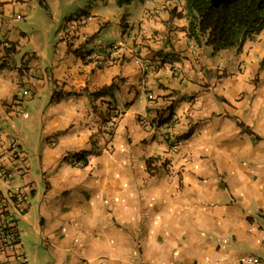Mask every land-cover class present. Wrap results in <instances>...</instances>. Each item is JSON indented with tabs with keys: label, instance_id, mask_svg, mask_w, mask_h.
<instances>
[{
	"label": "crops",
	"instance_id": "obj_1",
	"mask_svg": "<svg viewBox=\"0 0 264 264\" xmlns=\"http://www.w3.org/2000/svg\"><path fill=\"white\" fill-rule=\"evenodd\" d=\"M139 4L138 17L117 11L112 20L79 7L39 45L26 30L33 2L0 0V58L5 44L15 47L0 66V151L15 137L28 163L26 210L16 215L27 264L264 257V28L212 53L187 36L182 0ZM108 23L116 59L111 44L95 43ZM21 81L30 93L14 116L7 105ZM168 104L174 149L138 121ZM111 111L119 118L109 128ZM76 152H86L83 166L69 163ZM18 262L0 249V264Z\"/></svg>",
	"mask_w": 264,
	"mask_h": 264
},
{
	"label": "built area",
	"instance_id": "obj_2",
	"mask_svg": "<svg viewBox=\"0 0 264 264\" xmlns=\"http://www.w3.org/2000/svg\"><path fill=\"white\" fill-rule=\"evenodd\" d=\"M2 14L0 15V19ZM76 29L72 25H67L63 30V36L66 40H72L75 36ZM86 38L85 35H82ZM117 45L112 44L108 46L107 54L111 59H116ZM135 49H132V53ZM84 59L92 58L89 53L83 55ZM21 75L23 78H36L35 74L30 69L22 68ZM22 82V81H21ZM17 86L12 100L8 103V110L14 115H21L23 112V103L25 98L30 93L27 87L22 82ZM148 100H152L153 96L150 93L146 94ZM119 118L117 111H111L108 118V126L112 128ZM151 117L141 115L138 117L140 124L147 126L153 130L155 134L165 140L172 139L170 147L174 149L180 145V141L174 138L168 130V126L174 122L173 117L168 122L163 124L152 123ZM87 154L74 153L69 156L68 161L72 165L83 166L86 163ZM28 172V163L22 156L20 145L15 137H9L7 142V148L0 151V182L6 183L5 191L0 190V249L15 255V259H18V264H27L23 250L18 244V231L16 228V215L25 213L26 197L28 191L27 183L22 181L24 175ZM5 262L9 260L4 257ZM171 264H183V263H171ZM207 264V263H197ZM233 264H264V257L256 254H242L237 257Z\"/></svg>",
	"mask_w": 264,
	"mask_h": 264
},
{
	"label": "trees",
	"instance_id": "obj_3",
	"mask_svg": "<svg viewBox=\"0 0 264 264\" xmlns=\"http://www.w3.org/2000/svg\"><path fill=\"white\" fill-rule=\"evenodd\" d=\"M126 4L132 0H115ZM144 1V0H137ZM187 20L186 33L196 44L209 46L211 52L228 48L239 49L264 28V0H182ZM80 13H85L84 10ZM0 66H5L15 53L13 44L3 46ZM172 58V57H170ZM172 117L171 105L157 109L152 123H166ZM86 154V152H76ZM75 153V154H76Z\"/></svg>",
	"mask_w": 264,
	"mask_h": 264
},
{
	"label": "rangeland",
	"instance_id": "obj_4",
	"mask_svg": "<svg viewBox=\"0 0 264 264\" xmlns=\"http://www.w3.org/2000/svg\"><path fill=\"white\" fill-rule=\"evenodd\" d=\"M30 1L33 2V5L31 6V16L29 18L26 17V30L33 36L34 40L38 38L36 42L39 45L42 42L44 30L47 29V32L52 37H57L58 32H60L62 18L75 12L79 7L88 6L93 13L100 16H109L111 20L117 11L131 12L133 13L132 16L138 17L143 9L141 4H139L140 2L134 0L121 6L116 4L114 0H44L48 7L47 9L44 8L41 0ZM56 2L59 3L58 6ZM61 13L64 14L61 15ZM112 31V23L106 24L95 38V43L112 45V40H114Z\"/></svg>",
	"mask_w": 264,
	"mask_h": 264
}]
</instances>
